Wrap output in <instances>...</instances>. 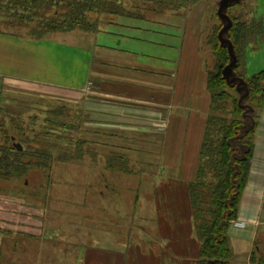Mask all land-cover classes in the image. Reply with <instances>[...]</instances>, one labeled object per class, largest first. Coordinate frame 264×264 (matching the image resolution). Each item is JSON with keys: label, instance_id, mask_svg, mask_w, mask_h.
I'll use <instances>...</instances> for the list:
<instances>
[{"label": "crops", "instance_id": "1", "mask_svg": "<svg viewBox=\"0 0 264 264\" xmlns=\"http://www.w3.org/2000/svg\"><path fill=\"white\" fill-rule=\"evenodd\" d=\"M191 14L180 26L163 24L161 30L146 31L132 23L97 37L52 33L31 40L0 32L3 82L40 98L79 105L83 128L98 135L106 179L97 186L98 215L87 214L93 231L85 241L111 235L116 243L126 223L131 234L142 229L148 237L147 247H139L148 264H193L198 254L186 186L197 177L210 109V67L202 48V21ZM110 156L122 159L108 164ZM146 168L154 174L141 178L137 187L118 181ZM133 187L150 189L153 195L142 197L137 190L133 196V189L126 190ZM140 219L146 229L140 228ZM262 227L264 109L255 125L247 182L228 230L231 250L239 240L249 243L250 253Z\"/></svg>", "mask_w": 264, "mask_h": 264}, {"label": "rangeland", "instance_id": "2", "mask_svg": "<svg viewBox=\"0 0 264 264\" xmlns=\"http://www.w3.org/2000/svg\"><path fill=\"white\" fill-rule=\"evenodd\" d=\"M220 1L119 0L125 12L118 16L90 14L91 20L96 22V31L72 30L55 34H90L97 37L100 33L104 35L106 31H114L115 26L124 29L132 23H137L142 30L155 31L161 30L163 24L170 26L175 23L180 26L186 16L192 13V18L198 19L200 23L202 21L203 53L207 65L213 68L214 58L206 38L215 27L218 28V37L226 24L217 14ZM223 12L231 21L239 16L241 21L257 24L260 30L253 33L247 44L239 71L244 77L263 71L264 0H234ZM5 17L1 13L0 32L25 38L28 29L17 26V21L13 23L17 25L9 24L10 20H5ZM146 34L142 32V35ZM233 75L243 80L236 71ZM226 83L229 87L235 85L239 103H247L242 92L244 88L237 90V83ZM242 96L244 100H240ZM44 104V100L33 91L17 84L7 85L0 78L1 143L5 133L8 138L13 136L23 150L30 151L39 147L46 149L51 155L47 162L38 161L37 157L26 160L46 163L44 168L33 165L23 175L0 176V264H148L139 248L147 247L148 237L142 229L137 235L135 232L131 234L132 230L127 228L126 223L121 226V234L116 243L111 235H107L103 241H99V236L85 241L93 231L87 214L91 211L94 212L93 215H98L97 196L100 188L97 186L106 179L101 172L102 161L97 153L100 141L98 135L89 129L81 127L71 130L47 123ZM80 140L85 143L78 148L77 141ZM152 174L154 172L146 168L145 172H136L132 176L120 175L118 181L121 185L137 187L141 178L146 176L149 179ZM144 181L142 185L147 182ZM136 187L126 190L129 192L133 189V196L137 190L142 197L153 195L150 189ZM140 211L141 215L145 214L144 208ZM139 221L143 223H139L140 228L146 229V222L141 219ZM258 232L250 253L248 242L233 241L230 264H264V227Z\"/></svg>", "mask_w": 264, "mask_h": 264}, {"label": "trees", "instance_id": "3", "mask_svg": "<svg viewBox=\"0 0 264 264\" xmlns=\"http://www.w3.org/2000/svg\"><path fill=\"white\" fill-rule=\"evenodd\" d=\"M124 12L119 0H0V15L6 16L5 20L9 19L11 25H17L13 24L17 21V26L26 27L28 31L24 37L32 40H41L55 32H94L97 26L90 14L118 16ZM258 29L256 23L241 21L238 16L232 18V24L224 35L231 41L237 58L233 72L236 71L244 80L242 92L243 96L246 93L244 98L247 100L244 104L237 100L235 85L229 87L223 78L222 69L229 62V54L226 45H221L217 37L218 28L215 27L206 38L214 58L213 68L207 71L210 109L197 177L186 186L199 243L193 264H230L232 257L228 230L236 218L247 182L255 125L264 108V70L249 77H244L239 71L247 44ZM42 99L46 103L44 114L47 123L71 130L83 127L85 114L79 105ZM3 139L2 143L0 141V176H20L33 165L46 167V163L26 161L37 157L38 161L47 162L51 155L46 149L23 150L13 136L8 138L5 133ZM83 143L84 140L77 141L78 148ZM116 159L122 157H106V162L111 164Z\"/></svg>", "mask_w": 264, "mask_h": 264}, {"label": "water", "instance_id": "4", "mask_svg": "<svg viewBox=\"0 0 264 264\" xmlns=\"http://www.w3.org/2000/svg\"><path fill=\"white\" fill-rule=\"evenodd\" d=\"M232 1H234V0H221L219 3L220 5H219V9H218L217 14L221 19L226 21V24L220 30V32L218 34V39L222 45H226L227 50H228V54L230 57V63L222 70L223 78L230 84L237 83V86H236L237 90H241L245 86L244 81L241 78H237V77H235V75H233V68L236 65L237 58H236V55L234 53L231 41L224 37V34L230 28L232 21L223 12V9H225L228 6V4ZM236 1H239V0H236ZM245 95H246V93H245ZM242 98H243V96L240 98V100H242ZM245 114L246 113H244V115ZM16 146L20 149L19 144H17Z\"/></svg>", "mask_w": 264, "mask_h": 264}]
</instances>
